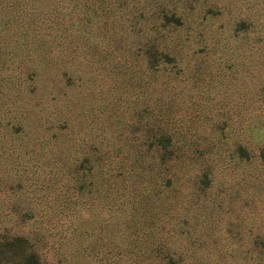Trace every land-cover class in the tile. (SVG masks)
I'll return each instance as SVG.
<instances>
[{
  "label": "rangeland",
  "instance_id": "rangeland-1",
  "mask_svg": "<svg viewBox=\"0 0 264 264\" xmlns=\"http://www.w3.org/2000/svg\"><path fill=\"white\" fill-rule=\"evenodd\" d=\"M40 264H264V0H0V235Z\"/></svg>",
  "mask_w": 264,
  "mask_h": 264
},
{
  "label": "trees",
  "instance_id": "trees-1",
  "mask_svg": "<svg viewBox=\"0 0 264 264\" xmlns=\"http://www.w3.org/2000/svg\"><path fill=\"white\" fill-rule=\"evenodd\" d=\"M0 264H40V257L26 236L0 235ZM157 264H179V262L174 256L168 255L163 262Z\"/></svg>",
  "mask_w": 264,
  "mask_h": 264
}]
</instances>
